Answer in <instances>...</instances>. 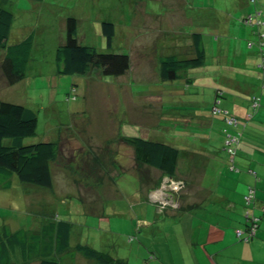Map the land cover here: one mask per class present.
<instances>
[{
	"label": "rangeland",
	"instance_id": "obj_1",
	"mask_svg": "<svg viewBox=\"0 0 264 264\" xmlns=\"http://www.w3.org/2000/svg\"><path fill=\"white\" fill-rule=\"evenodd\" d=\"M136 1L0 0L1 6L14 13V24L23 27L20 38H26L32 32L27 29L37 25L42 28L37 34L33 33L37 41L33 42L25 76L21 80L8 84L0 68V100L22 104L36 112V133L25 138V143L50 140L57 142L60 148L57 158L51 162V187L21 182L16 175L9 177L7 186L0 185V232L3 225L11 231L22 228L27 230V234L40 232L48 221L64 219L72 223L70 244H88L103 254L122 258L128 264H194L197 259H194L189 245L203 227L221 225L227 239H230L227 235L231 229L235 243L241 245L254 239L255 235L249 240L240 239L236 229H244L248 225L245 212L258 216L257 229L259 227L260 216L256 206L264 198L259 196L262 188L256 183V171L238 172L235 155V169L229 168L225 162L207 171L195 167L194 171L200 173L201 188L198 184L188 185L185 182L186 155L183 150L174 179L184 184L179 183L176 190H163L160 187L167 176L150 166L138 165L133 146L123 141L121 135L177 144L182 140L190 142L188 133L201 134L196 122H184L189 112L183 109L191 106L177 105L183 99L181 95L171 99L167 88L174 82L166 80V84H160L157 81L156 57L146 52L151 50L157 36H162V33L168 35L166 31L174 37L190 31V26L195 24L186 21L184 15L190 19L192 16L199 18L198 31L202 32L205 45L211 48L212 38L218 29L221 30L212 22L228 20L225 25L227 33L231 32L232 37L237 38L239 51L244 54L235 65H244L243 70H252V63L243 61L249 54L246 41L252 42V48L257 47L263 54L264 38L260 42L259 37L250 33L256 26L241 25L236 18L242 11L264 9V0H141L147 4L146 8L141 6L142 10H137ZM142 3L138 2V5ZM141 11L148 15L135 14ZM131 13L135 14L133 24L126 26V15L130 18ZM67 16L77 19V36L81 44L94 46L102 52L130 53L131 69L120 76L102 75L97 70L85 75H58L54 68V48L64 36ZM103 21H110L115 26L110 49L102 34ZM261 54L257 71L263 75L262 79L248 75V87L224 90L231 97L225 101L226 104L233 106V101H244L242 110L245 114L235 118L229 115L223 104H219L228 115L222 109V113L212 115L222 119L221 130L225 136L231 134L229 129L243 130L250 124L255 137H262V126L258 122V115L261 116L264 110V59ZM3 55L0 48V61ZM239 77L243 85L245 79ZM209 82L206 77L199 80L203 87L199 99L204 98L205 101L212 95L214 83ZM72 84L77 86L70 90ZM219 92H216V105L222 95ZM254 98L258 103L256 107L252 105ZM231 118H235L237 123H231ZM176 138H180V142ZM237 144L234 142L231 147L235 149ZM181 147L188 149L187 146ZM192 147H198V144ZM199 152L203 153V150ZM239 173L244 178L249 176L247 179L252 183L246 186L245 192L242 191L243 185H238L234 179ZM153 178L158 185L150 183L149 179ZM148 185L149 190L146 191ZM249 186L254 187L255 193L252 200L246 202L244 195ZM161 189L172 195H164ZM199 192L202 198L195 207L179 209L189 193L196 196ZM169 208L174 209L173 215L166 211ZM221 254L224 264H264V252L258 254L252 245L228 244ZM10 257L13 261H20L22 256L17 249ZM63 258L61 264L93 263L80 253L77 258L67 259L65 255ZM38 262V257H31L18 264Z\"/></svg>",
	"mask_w": 264,
	"mask_h": 264
},
{
	"label": "trees",
	"instance_id": "obj_2",
	"mask_svg": "<svg viewBox=\"0 0 264 264\" xmlns=\"http://www.w3.org/2000/svg\"><path fill=\"white\" fill-rule=\"evenodd\" d=\"M14 13L0 5V48L4 55L0 61L1 71L8 84L25 76V66L32 50V36L17 43L8 41ZM78 22L74 16L65 19V39L55 49L54 62L58 75H84L97 70L102 75L120 76L129 68L126 53L102 52L94 46L83 45L77 36ZM106 46L111 48L115 26L110 21L101 23ZM194 53L191 57L179 58L165 55L159 60V75L162 80H175L186 75L188 69L200 66L205 49L200 33H192ZM36 112L25 105L0 100V185H8L9 177L16 175L19 181L43 187H51V162L60 151L55 141L42 140L25 143L24 139L36 133ZM133 146L134 159L138 165L154 167L165 175L174 177L180 149L164 141L137 136H121ZM0 232V264H18L38 257V264H59L56 256L70 250L72 224L68 220L48 221L38 231L27 234V230L10 231L5 225ZM21 253L20 261H13L12 252ZM73 251L94 264H127L124 260L108 256L97 249L76 243Z\"/></svg>",
	"mask_w": 264,
	"mask_h": 264
},
{
	"label": "crops",
	"instance_id": "obj_3",
	"mask_svg": "<svg viewBox=\"0 0 264 264\" xmlns=\"http://www.w3.org/2000/svg\"><path fill=\"white\" fill-rule=\"evenodd\" d=\"M138 2L142 3L141 0L136 1L134 5L136 6L137 10L138 9L142 10L141 6L146 8L145 5L147 4L144 5V3H142V5H138ZM138 6H140V8H138ZM248 12L250 11H247V10L242 11V13H240L238 17L236 18V22H239L241 25L242 24L247 25V24H244L240 18H242V16H244ZM135 14L142 16V17H145L144 15H148V13H146L145 11L143 12L141 11V13L137 12ZM135 14L131 13L130 18L128 14L126 15V19L128 20L126 26H130L133 24L132 20H134L133 18ZM184 17L186 21H188L189 23L195 24V25L190 26V28H192L190 31L181 32V36H176V37H174V34H172L170 31H166L168 32V35H165V33H162V36L160 35H159L160 37L157 36L156 42L155 44H152L151 50L146 52L147 54H151L152 56L156 57L155 70L158 76L157 81L160 84L162 83L166 84L164 83L166 81L162 80L161 77L159 76L160 58L165 55H176L179 58L191 57L194 53L192 37H191L192 33L198 32L202 36V32L198 31L199 24L197 22L199 18L192 16L191 18L193 19H190V17L186 15H184ZM14 18H15V15H14ZM208 20H210V18ZM227 22L228 20H221V19L217 20V23L212 22V25L214 24L216 26H220L221 30L218 29L216 31L217 35L215 36V38L214 37L212 38V41H214L212 48L209 45H205V42L202 36L203 45L205 49V56H204L203 63L196 68L188 69L186 72V75H184L181 78H178L179 80L178 82L172 80L174 83L169 84L167 88L169 91V94L172 95L171 99L176 98L179 95L183 97L180 103L173 101L174 104L175 103H177V105L188 104L191 106V108H187V109L182 108L184 111L189 112L186 114V115H189L188 117L184 114L187 117L184 122H188L190 120H192V122H196L197 128L199 127L200 132H201V134L194 133L192 134L193 136L190 133H188L191 136L190 142L187 140V142L184 143V140L182 139H181L182 141L180 142V138H176V141L180 143L172 144V145L180 146L179 147L180 152L183 150L185 151L186 162L184 164V171H185V176H187V179H185L186 184L188 185L198 184L199 185V182L201 181L200 173L199 171L197 172L194 171L195 167L196 168L201 167V168H204L205 171H207L208 169L212 167L216 168L217 165L225 162V164H228L229 168L235 169L236 167L234 166V164L236 163V166L239 168V169L236 168L238 172L242 170H248V171L255 170L256 171V177H257L256 183L260 184L262 188V191H260L259 196L264 198V110L261 116L258 115V118H259L258 122L262 126V132H263L262 137L260 138L255 137L254 130L252 129V127L249 126L250 124H248L250 128H248L247 126L243 130L235 129V128L229 129L231 134H235L238 136V144L236 147L237 154L235 153L233 156H231L230 154H228L227 156V151H226L225 144H224L225 132L221 130L222 125H223L222 119H220V117L216 118L212 116L213 114H216V113H213V111L211 110V107L215 103L216 92L218 90L221 91L219 93H221L222 95L218 97L219 102L217 103V106H219V104L220 105L223 104V107L226 109V111L227 110L229 111V112L227 111L229 115L235 118H237V116L244 115L245 113H243V110H242L244 101L239 100L237 103L233 101V106L226 104L225 101H227L228 98H231V97L224 90H226L227 88H232V87L238 88V89H241L240 87L242 86L248 87L249 86L248 81H247L248 75H250V77L259 76L260 79H262L263 77V75H261V73L260 72L258 73L257 71V66H258L257 64H258L259 55L261 54V51H259L257 47L252 48L254 45H252L251 47H248L249 54L243 60L244 62L246 61L245 63H247V61L249 63H252V65L254 66V69L243 70L244 65L243 67H237V65H235L236 61L237 60L239 61L244 56V54L240 53L239 51L240 43L238 42L237 38L234 36L232 37L231 32H229V34L227 33V29L225 28V25ZM16 24H14V20H13V23H12V26L9 32V37H8L10 39V43H17L24 39V38H20V36H22L23 27H20L18 23ZM161 25H163V23H161ZM166 25H167L166 27H169L168 23H166ZM64 26H65V20H64ZM40 29L42 28L39 27L38 25L35 26L34 28L27 29V31L32 30V32L27 34V36H30V35L32 36V42L37 41V38L33 37V33L37 34L38 30ZM258 30L259 28L253 27L252 30H250V33L258 37L257 35ZM220 34L222 35L220 36ZM64 39H65V33H64V36L59 41V43L55 45L54 49H56L57 45L62 43ZM246 42H247L246 46H248L249 40ZM54 55H55V51H54ZM128 55H129L128 70H130L131 69L130 67H132L131 66L132 63L130 59V53ZM261 56H263V59H264V52L263 54H261ZM54 68H55V62H54ZM128 70L126 71V73L128 72ZM239 76H242L245 79L243 80V85H241V78ZM205 77L210 80L209 83H214L215 89L212 90L211 92L212 95L209 98H207V100L204 101L203 100L204 98L199 99L200 89L203 88L200 85L199 80ZM73 86H77V84H72L70 90L74 88ZM193 96H195V98H193ZM161 100L163 101L162 98ZM161 106H163V103H161ZM219 108L222 109L220 106ZM222 111H224L226 115H228V113L225 110L222 109ZM223 118L225 117L223 116ZM184 135L188 136L187 133H185ZM151 140H155V139H151ZM169 143L171 144V142ZM195 144H198V147H192V145H195ZM181 146H187L188 149L186 148L183 149ZM200 149L203 150V153L199 152ZM235 155H236V160L234 163ZM248 177L249 176L244 178L243 174H240V173L235 175L234 179L236 180V183H238V185H243L242 187L243 192L246 191V186H248L249 184L252 185V183L249 182V180L247 179ZM149 181L152 185L157 184L154 178L149 179ZM148 187L149 185L146 187V191L149 190L147 189ZM199 187L201 188L200 185ZM201 198H202V194L200 192L196 196H191L189 193L184 198V204H182L179 207V209L189 210L195 207L197 205V202L200 201ZM166 211L170 215H173L172 213L175 212L173 208H169ZM256 211L259 212L258 215L260 216L259 227L255 232L256 239L254 237L252 241L245 243V245H241L242 243H235V239H234L235 236L233 235V232L231 229L229 230L230 235H227L230 239H227L226 235L223 234V230H224L223 226L218 225V224H215V225L211 224L206 228L203 227L202 231H200L196 240L192 241V244L189 245L190 247H192L190 251L192 252L194 259L195 260L197 259V261H195L194 264H224L223 263L224 256L221 254V251L228 244L230 245L234 244L240 247H249L250 245H252L258 254H261L262 252H264V222H263L264 221V199L258 202L256 206ZM191 240H194V239L191 238ZM75 244H69L70 250H67V252H62L61 254L56 256V259L58 260L59 264L62 263V260L64 259L63 258L64 255L66 256L67 259H69V257L77 258V254L79 253L73 251V246ZM199 247L201 250H198ZM34 258H37V257H34ZM118 259L124 260L122 258H118ZM124 261L128 264L126 260ZM92 264H94V261Z\"/></svg>",
	"mask_w": 264,
	"mask_h": 264
},
{
	"label": "built area",
	"instance_id": "obj_4",
	"mask_svg": "<svg viewBox=\"0 0 264 264\" xmlns=\"http://www.w3.org/2000/svg\"><path fill=\"white\" fill-rule=\"evenodd\" d=\"M251 1H255V0H251ZM241 20L244 24L251 25V26L255 25L256 28H259L257 35L260 38V42H263L262 40L264 38V9H255L253 12L250 11L247 14H245L244 16H242ZM252 45H253L252 42H248L249 47H251ZM258 45H259V41H258ZM257 104H258L257 100H256V98H254L252 105L254 107H256ZM212 111H213V113L221 112V109L216 105V102L212 105ZM229 121L231 123H233V122L235 124L237 123V120L235 118H231ZM234 142H235V144L238 143V137L237 136L231 135V134L225 136V140H224L225 148H226V150L228 149L227 152L231 156H233L236 153V148L234 149L233 147H231ZM165 178H167V179H165L164 182H162L161 187H160V188H164L163 190H165V189L176 190L179 187L178 186L179 183L184 184V182L175 181L174 177H171V176H167ZM163 190L161 189L160 191L164 195H169V196L172 195L171 192L166 193ZM254 193H255L254 187L249 186L248 191L244 195V199L246 200V202H250V200H252ZM169 196H165V199H169ZM245 218L248 220V225L244 229H239V228L236 229V234L240 239L249 240L250 238H252L255 235V232H256L257 226H258L259 218L257 215L250 214L249 212H245Z\"/></svg>",
	"mask_w": 264,
	"mask_h": 264
}]
</instances>
